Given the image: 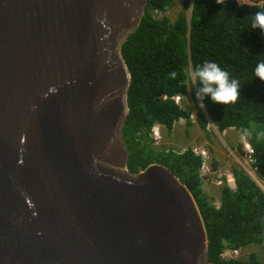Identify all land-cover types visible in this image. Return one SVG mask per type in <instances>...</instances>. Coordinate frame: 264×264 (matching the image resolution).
<instances>
[{"label": "water", "instance_id": "1", "mask_svg": "<svg viewBox=\"0 0 264 264\" xmlns=\"http://www.w3.org/2000/svg\"><path fill=\"white\" fill-rule=\"evenodd\" d=\"M148 1L0 0V264H214L189 187L128 169Z\"/></svg>", "mask_w": 264, "mask_h": 264}, {"label": "trees", "instance_id": "2", "mask_svg": "<svg viewBox=\"0 0 264 264\" xmlns=\"http://www.w3.org/2000/svg\"><path fill=\"white\" fill-rule=\"evenodd\" d=\"M173 2L149 0L141 25L122 48L132 77L130 111L123 127L128 169L137 173L159 163L189 187L204 220L209 259L214 264H264L256 252L244 260L222 256L226 249L243 250L264 243V138L259 142L255 138V132L264 131V82L254 77L255 66L264 61V33L250 28L249 17L259 9L241 6L237 0H225L224 5L216 0H184V10L171 22L160 14L168 12ZM205 61L216 62L230 79H238L240 96L227 105L205 97L203 108L195 85L191 94L197 102L196 122L207 130L209 116L222 133L229 128L242 134L245 128L253 131L252 137L243 136L252 149V167L263 185L245 169L234 166V185H223L218 204L203 189L204 158L193 148L183 152L158 148L152 137L157 124L171 133L182 118L193 123L192 113L176 97L188 95V78ZM172 71L177 73L175 79L169 76ZM239 153L245 154L241 147Z\"/></svg>", "mask_w": 264, "mask_h": 264}, {"label": "rangeland", "instance_id": "3", "mask_svg": "<svg viewBox=\"0 0 264 264\" xmlns=\"http://www.w3.org/2000/svg\"><path fill=\"white\" fill-rule=\"evenodd\" d=\"M183 10L184 0H174L172 8L160 16H167L171 22H174ZM187 82L189 93L186 96H177V102L192 113L193 123L188 124L186 119L182 118L175 123L171 133L165 126L157 124L162 139L155 145L158 148L173 149L176 152H183L187 148L206 149L209 152V158L206 162L207 167L202 173L203 189L215 198V202L218 204L223 185L226 182L231 186L234 185L232 174L234 166L245 169L258 183L262 182V178L252 167L253 152L240 131L229 128L222 133L211 121H209L207 130H202L199 127L196 122L197 96L195 98L191 94V90L195 86L192 83L191 74ZM239 147L244 150V155H240ZM252 252L258 253L261 260H264V243L260 246L251 245L244 248L237 258L247 259Z\"/></svg>", "mask_w": 264, "mask_h": 264}, {"label": "clouds", "instance_id": "4", "mask_svg": "<svg viewBox=\"0 0 264 264\" xmlns=\"http://www.w3.org/2000/svg\"><path fill=\"white\" fill-rule=\"evenodd\" d=\"M217 4L224 5L225 0H216ZM241 6L247 5L259 9L251 18L250 28L259 29L264 33V0H237ZM170 78L175 79L177 73L172 71L169 74ZM254 77H258L261 82H264V61L257 63L254 69ZM191 80L193 85H198L196 96L201 102L205 97H209L214 103L227 105L235 103L240 96L241 83L238 79L231 78L229 73L222 69L216 62L205 61L191 72ZM243 135L252 137L253 131L245 128L242 130ZM255 138L259 142L264 138V131L255 132Z\"/></svg>", "mask_w": 264, "mask_h": 264}, {"label": "built area", "instance_id": "5", "mask_svg": "<svg viewBox=\"0 0 264 264\" xmlns=\"http://www.w3.org/2000/svg\"><path fill=\"white\" fill-rule=\"evenodd\" d=\"M177 100V97H176ZM152 137L154 138L155 143H159L162 139V134L160 132V130L158 129V126L155 125L153 128V132H152ZM194 152L197 155H201L204 158V162L201 168V175L202 173H204V169H206L207 167V159L209 158V152L206 149H197V148H193ZM230 180V178H229ZM241 250L240 249H226L223 253V257L230 259V258H237L238 255L240 254Z\"/></svg>", "mask_w": 264, "mask_h": 264}, {"label": "bare ground", "instance_id": "6", "mask_svg": "<svg viewBox=\"0 0 264 264\" xmlns=\"http://www.w3.org/2000/svg\"><path fill=\"white\" fill-rule=\"evenodd\" d=\"M254 177H255V176H254ZM257 180H258V179H257ZM258 181H259V180H258ZM259 183H260V185L262 184V182H260V181H259ZM262 186H263V185H262Z\"/></svg>", "mask_w": 264, "mask_h": 264}, {"label": "crops", "instance_id": "7", "mask_svg": "<svg viewBox=\"0 0 264 264\" xmlns=\"http://www.w3.org/2000/svg\"><path fill=\"white\" fill-rule=\"evenodd\" d=\"M161 125V124H160ZM163 126V125H162ZM252 150V149H251Z\"/></svg>", "mask_w": 264, "mask_h": 264}]
</instances>
